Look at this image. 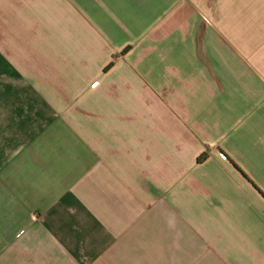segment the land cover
<instances>
[{"label":"crops","instance_id":"1","mask_svg":"<svg viewBox=\"0 0 264 264\" xmlns=\"http://www.w3.org/2000/svg\"><path fill=\"white\" fill-rule=\"evenodd\" d=\"M0 264H264V0H0Z\"/></svg>","mask_w":264,"mask_h":264},{"label":"trees","instance_id":"2","mask_svg":"<svg viewBox=\"0 0 264 264\" xmlns=\"http://www.w3.org/2000/svg\"><path fill=\"white\" fill-rule=\"evenodd\" d=\"M205 156H206V155L204 154L202 157H200V160L204 159V158H205Z\"/></svg>","mask_w":264,"mask_h":264}]
</instances>
